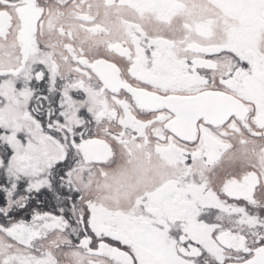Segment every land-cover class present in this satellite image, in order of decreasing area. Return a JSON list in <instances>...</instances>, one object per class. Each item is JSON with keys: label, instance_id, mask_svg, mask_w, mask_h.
I'll list each match as a JSON object with an SVG mask.
<instances>
[{"label": "snow or ice", "instance_id": "snow-or-ice-1", "mask_svg": "<svg viewBox=\"0 0 264 264\" xmlns=\"http://www.w3.org/2000/svg\"><path fill=\"white\" fill-rule=\"evenodd\" d=\"M0 264H264V0H0Z\"/></svg>", "mask_w": 264, "mask_h": 264}]
</instances>
